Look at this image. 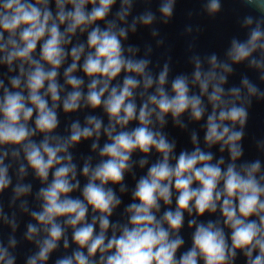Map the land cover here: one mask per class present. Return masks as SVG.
<instances>
[{"label":"clouds","instance_id":"9594fccd","mask_svg":"<svg viewBox=\"0 0 264 264\" xmlns=\"http://www.w3.org/2000/svg\"><path fill=\"white\" fill-rule=\"evenodd\" d=\"M248 2L264 10V0ZM114 3L115 0H55L57 11L53 16L49 0H0V53L4 54L0 63L7 64L11 71L14 61L21 62L19 75L9 81L13 90L0 81V89H3V96L0 97V192L11 184L9 167L5 165L9 147L14 159H18L23 152L27 166L42 181H47L50 170L54 169L51 183L39 193L43 200L42 211L32 213L33 218L44 226L47 238L40 244L38 254L30 257L27 264L48 260L49 254L57 248L64 236V227L57 222V218L61 217L66 218L64 224L73 229V242L80 249L86 248L87 255L77 250L71 257L59 259L56 264H96L94 258L97 252L100 254L99 264H198V259H202L203 264H230L237 250L244 253L247 264H264V200L261 199L264 185L260 182L264 176L259 180L256 177L261 165L256 161L242 165L238 170L234 163L242 154L238 142L243 136V132L234 130V127L239 123L243 128L247 119L246 109L235 105L228 107L222 101L223 89L213 83L216 80L215 56L210 61L213 70L207 73L201 72L197 62L192 82L199 85L202 93H207L209 86H212L208 99L213 111L207 118L205 142L209 147L219 144L221 152L227 147L233 163L222 169L223 158L212 163V153L202 151L197 146L191 152L182 151L175 164H171L174 144L150 128L153 115L163 124L166 114L171 113L175 120L191 109L192 118L199 121L205 109L200 96L189 95V82L184 76L173 80L171 90L174 95L166 92L164 85L168 69L165 67L158 76L155 94L149 95L137 111L134 90L140 87L141 80L145 90L151 88L154 81L145 71L148 61L133 60L124 55L121 38L126 37V30L118 29L114 21L107 22L103 29L97 23L106 20ZM89 4L92 5L90 11L86 9ZM68 5H71L70 9ZM130 7L129 0H123V6L117 13L119 20L126 18ZM207 7L210 13L218 12L219 0H210ZM172 10L173 0H167L160 8L165 17H170ZM140 21L149 25L153 15L146 14ZM246 23L251 24V19ZM61 25L66 26L63 32ZM90 26L91 30L88 31ZM132 27L135 30V23ZM78 30L80 33L87 31L89 51L86 55L82 43L72 46L70 51L65 49ZM41 41L43 43L37 59L33 54ZM262 41L264 32L258 25L251 31L246 43L232 42L229 56L234 62L244 61L258 48L264 51ZM69 56L72 63L65 69L64 79L72 91L62 101L63 111H77L83 100L85 106L92 109L102 106L109 117V125L104 128V133L111 143L104 144L99 153L107 159L101 160L94 168L89 163L83 166L82 173L89 178L82 190L83 199L69 195L79 188V182H72L76 177V166L71 163L68 149L94 134L99 137L102 121L94 116L87 117L88 126L81 127L78 121L71 124L69 137L53 135L59 124L57 107L63 91L57 82L58 70ZM82 56V71L90 78L86 96L81 91L84 80L73 75ZM25 65L28 66L27 70ZM45 65L50 67L46 68ZM224 70L230 71L227 66ZM122 72L125 73L122 84L113 86L112 81ZM224 79L223 76L219 77L220 83ZM22 82L27 95L21 90ZM244 84L249 94H256L257 89L247 80ZM232 95L238 97L239 89H233ZM34 113L33 128L28 122ZM134 119L138 120L139 126L130 131L116 132L117 125L124 128ZM226 121L231 122L232 126ZM37 133L43 134L39 143L32 139ZM192 141L196 144L195 135ZM92 147L96 149L97 144L93 143ZM153 148L162 159L151 165L147 175L141 177L136 185L133 199L139 203L130 204L126 210L130 226L111 225L113 235L107 238L109 217L121 201L106 185L123 181L125 171L130 170L129 161L133 151L138 149L148 154ZM145 163L146 160L140 161L141 166ZM19 171L21 175L25 174L23 164ZM221 182L222 188L219 187ZM194 183L198 187H193ZM173 188L178 193L175 211L167 210L162 218L157 219L154 210L159 211L160 201L165 205L172 203ZM14 192L16 197L25 195L30 192V186L17 184ZM89 206L93 213H99L98 217L93 216L91 223L86 221ZM218 208L223 227L219 221L197 224L195 219H190L188 226L195 227L193 245L177 259V251L184 243L178 235L184 223V213L187 212L189 216L195 213L202 217L206 212L216 213ZM97 223L100 231L94 235ZM118 227L119 236L115 234ZM224 228L231 231V247ZM37 232L35 226L29 225L28 239H32ZM10 244L14 247L15 241ZM64 247H68L67 240ZM14 259L8 249L0 247V264H14Z\"/></svg>","mask_w":264,"mask_h":264}]
</instances>
